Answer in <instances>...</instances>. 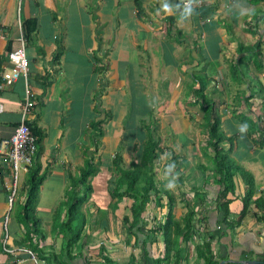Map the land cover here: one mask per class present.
Segmentation results:
<instances>
[{
	"label": "crops",
	"instance_id": "crops-1",
	"mask_svg": "<svg viewBox=\"0 0 264 264\" xmlns=\"http://www.w3.org/2000/svg\"><path fill=\"white\" fill-rule=\"evenodd\" d=\"M186 9L181 0H0V75L11 66L6 49L9 41L11 50L19 44L22 21H36L35 32L26 40L27 82L34 93V106L26 121L43 134L34 158L40 162V172L49 168L36 204L43 234L32 233L37 242L34 249L24 240L21 208L11 210L5 227L12 176L0 157V264H35L22 248H31L38 264L39 260L42 264H207L201 243L212 232L211 251L219 264L221 260L224 264L264 260V213L254 203L240 225L228 233L219 230L220 211L215 205L221 189L219 174L196 159L202 153L200 143L204 142V151L211 158L213 149L206 143L208 128L199 119L201 115L192 120V112L202 108L199 102L191 103L194 97L189 94L199 86L193 82V74L205 65L201 72L217 79V86L222 84L220 95L242 82L253 83L249 91L245 86L244 91L239 86L233 90L236 96L232 95L231 111L238 114L230 117L225 113L222 127L228 135L227 128L231 134L243 133L232 150L240 147L243 162H238L254 176L253 167L264 173L263 160L253 163L252 154L247 156L263 153L264 146L249 147L253 125L238 117L245 114L262 128L257 117L241 108L248 105L253 110L256 106L264 113V0H201L190 12ZM258 41L259 57L243 48ZM199 52L204 59H190ZM256 60L262 64L260 68ZM212 66L217 71H211ZM211 86L214 88L213 80ZM25 96L24 77L0 89V140L9 137L20 122ZM180 133L186 140L180 139ZM256 133L250 134L254 137ZM149 138L156 139L161 149L155 171L156 184L164 194L160 201L158 195L150 194L135 219L136 198L116 193L113 159L121 155L128 167ZM88 159L100 172L88 178L91 194L81 200L85 188L76 179ZM194 161L200 168L192 167L187 177ZM32 164L33 160L20 168L21 206ZM235 182L234 192L227 196L233 218L241 210L245 191L239 176ZM119 190L126 191L124 187ZM164 191L172 196L171 204ZM263 192L264 182L255 189L254 197ZM76 198L84 217L75 240L70 235L66 239L58 225L67 224L68 208ZM187 201L203 214L193 220L194 235L187 242L172 227L175 243L167 253L162 225L168 212L182 222Z\"/></svg>",
	"mask_w": 264,
	"mask_h": 264
},
{
	"label": "trees",
	"instance_id": "trees-1",
	"mask_svg": "<svg viewBox=\"0 0 264 264\" xmlns=\"http://www.w3.org/2000/svg\"><path fill=\"white\" fill-rule=\"evenodd\" d=\"M257 1V0H255ZM264 19V17H263ZM35 20L33 18L26 19L22 21V30H23V36L25 37V40L30 39L32 37V34L35 32ZM244 49L251 51L259 57L261 55V41H258L253 47H243ZM197 49V48H196ZM7 53L11 51V44L10 41L7 45L6 49ZM196 61H200L203 58L202 52L197 53L196 57H193ZM255 64L257 68H260L262 64L259 60L255 61ZM198 66V64L196 65ZM206 65L202 67V70H205ZM234 71L236 70L235 67ZM201 70V71H202ZM199 70H196V72L193 74V82L198 83L197 88H193L194 94V100L191 101V103H200L201 108L204 111V119L205 123L208 128V138L206 143L211 146L213 149V161L215 163V174H219V183L221 186V189L219 190V193L216 198V208L220 211V217L218 219V224L221 225L219 230H223V232L228 233L229 231L233 230L235 227L240 225L242 219L246 216V214L249 212L250 205L254 203V205L264 213V192L254 197L255 195V177L253 173L244 167L241 163H239L234 157L231 156V152L234 149L235 146V139L239 138L240 136H243V133H232L228 135L226 131H224L222 127L223 122V116L225 115L224 112H221L219 109L218 103L216 100L211 99L208 95V92L206 91L208 87L209 81L214 83V88L216 89L218 86L215 84L217 79H213V76L210 77L206 73H203ZM235 76V74H234ZM233 76V77H234ZM201 90V92H199ZM221 90V89H220ZM222 92V91H221ZM244 115V116H243ZM238 117L240 119L246 120L249 124H252L253 127H251V130L249 132L248 137L252 138V141L249 143V147L252 148L254 146L263 147L264 146V138H262L261 135H264L263 132H261V127L258 126V124L251 122V119L245 115V114H239ZM27 122V121H26ZM30 131L35 137L36 143L39 144L43 134L42 132L37 129L36 127L29 124ZM97 125H100V122H96ZM256 131L258 132L260 138L256 135L254 137L253 134H250L251 132ZM102 129H99L98 134L101 135ZM224 142H229V148L225 149L223 146ZM160 147L158 144V141L153 138H149L146 143L143 145V148L140 150V153L136 156H133V158L130 161V164L128 167H125L123 165V159L122 156H115L113 159V163L116 169V189L118 190L117 194H123L128 193L130 197H135L137 200V203L134 204L132 211L134 214L135 219L139 217L141 212L144 209L145 204L148 202L149 198L151 197L150 194L154 193L155 195H158L159 198L157 201H160L163 196V189H158L157 182H156V171H155V163L159 158V152ZM36 154L33 155V162L32 166L30 167L29 173H28V181L26 186V192H25V199L23 201V204L21 206V212L23 216V221L26 222L29 226V230H27V233L24 237L25 241H28L31 245L36 244L34 242V238L32 233L33 232H40L42 236V227L40 223V218L36 215V204L38 200V195L40 191L41 184L46 177L47 173L49 172V168H45L42 172H40V162L35 161ZM87 164L81 169V175L78 179H76V182L84 185L85 191L84 195L80 197L81 200H85L87 197V194H91L92 185L89 182V177L95 174V168L94 163L91 159H88L86 161ZM239 176L244 185H245V191L243 193V196L241 198L242 201V207L239 213L235 218L231 217L230 214V208L229 203L230 199L227 197L228 193H233L236 188V182L235 178ZM124 187V190H119L120 188ZM88 190V191H87ZM121 191V192H119ZM167 197L170 199V204L173 201L172 196L168 191H164ZM87 193V194H86ZM199 198V195H197ZM78 198V197H77ZM77 198L72 202L68 208V212L70 214L69 219L66 221L67 225L71 222H73L74 217H76L77 211L79 209V205L76 202ZM199 200H203L202 198H199ZM196 203V201H194ZM187 211L183 216V221L179 222L175 219H173V215L171 212H168L167 214V220L165 221L164 225H162L163 230L165 232L166 237V244L165 249L167 253H170V251L174 247L175 240L171 238V231L172 227H174L176 234L179 233L182 235L184 240L187 242L191 238L192 235H194V228H193V220L195 218H201L202 212H197L196 208L194 207V204L191 203V201H187ZM84 217V214H83ZM23 222V223H24ZM25 225V224H24ZM26 227V225H25ZM70 227V226H69ZM71 228V227H70ZM27 229V228H26ZM72 229V228H71ZM79 235V233H77ZM215 234L212 232L210 234V239L204 240V242L201 243L202 249H204L203 255L205 256L207 264H219V261L214 259V255L211 251V245L210 242L212 239H214ZM72 239L75 240V237ZM68 240V246L71 245V242ZM32 247V246H31ZM178 249V250H177ZM31 250V248H30ZM177 253H180V248H176ZM174 264H178L177 261ZM255 264H264V260L260 261Z\"/></svg>",
	"mask_w": 264,
	"mask_h": 264
},
{
	"label": "built area",
	"instance_id": "built-area-1",
	"mask_svg": "<svg viewBox=\"0 0 264 264\" xmlns=\"http://www.w3.org/2000/svg\"><path fill=\"white\" fill-rule=\"evenodd\" d=\"M181 2L184 7L190 8L194 4H200L201 0H181ZM19 25L21 27L20 23ZM8 59L11 62V66L0 75V89L8 87L16 82L18 78L24 77L26 83V96L22 105V118L20 122L15 126L13 133L9 137L0 140V157L7 163L12 176V181L9 185V207L5 215V227L10 212L13 209L14 197L17 193V186L19 183L20 168L22 166L31 165L33 155L37 149L35 137L31 133L29 125L26 122L28 114L34 106V93L28 88L29 57L27 54L26 40L22 33L19 37V44L8 53ZM22 249L32 256L35 264H38L32 250L27 248ZM6 251L13 252V249L6 248Z\"/></svg>",
	"mask_w": 264,
	"mask_h": 264
},
{
	"label": "rangeland",
	"instance_id": "rangeland-1",
	"mask_svg": "<svg viewBox=\"0 0 264 264\" xmlns=\"http://www.w3.org/2000/svg\"><path fill=\"white\" fill-rule=\"evenodd\" d=\"M253 14H256V11H253ZM256 18V17H255ZM190 59H192L193 61H194V59L193 58H190ZM194 68H196V65H194L193 66ZM198 67V66H197ZM210 70L211 71H217L216 69H215V67H210ZM207 71H208V69H207ZM212 73V72H211ZM220 74V73H219ZM235 83V82H234ZM210 84H211V81H209V83H208V87H207V89H206V91L208 92V95L209 96H211V97H209V98H211V99H214V100H216L217 101V103H218V106H219V109L220 110H222L224 113H227L228 112V114H229V116L230 117H232V116H236L237 114H238V112H236L237 110H235V109H232V111H231V107H232V95L233 96H236L235 95V92H233V90L234 89H236V88H238V86L240 87V89L242 90V91H244L242 88L245 86V88L247 89V87H248V91H249V89H253V83L252 82H250V84L247 86V83H244V82H242L240 85H238L237 87H235V88H233L231 91H229L227 94H223V95H220L221 94V91H222V88H223V86H222V84L219 86L218 85V87L215 89V88H213L212 86L210 87ZM217 84V83H216ZM243 86V87H242ZM210 87V88H209ZM221 89V90H220ZM238 90H239V88H238ZM246 90V91H247ZM199 92H201V90H199ZM189 94H191L193 97H194V94H196L195 92H192V89H191V92L189 93ZM258 95H256L255 97H257ZM189 98V97H188ZM195 98V97H194ZM255 99V98H254ZM254 99H253V101H254ZM255 101H256V103L258 104V102H257V100L255 99ZM225 106H227L226 108H224ZM252 107L251 106H248V105H245V108H241L242 110H244L243 112H246V114H248V113H252L253 114V116L256 118H258V120H259V122H261V124H262V128H261V132H262V130H264V113H261L260 112V109H259V107H256V106H254V109L252 110L251 109ZM196 109H197V107H196ZM224 109H226V110H228V111H224ZM191 110H192V108H191ZM250 110H252V111H254V113L252 112V111H250ZM235 112V113H234ZM194 115H192V120H195V119H197V118H199V115H201V117L199 118L200 120H202L203 122L205 121V119H204V116H203V110L201 109V111L199 110H197V111H193L192 112ZM149 115V114H148ZM150 115H153V114H150ZM229 117V118H230ZM153 122V121H152ZM153 125H155V123H153ZM225 129V128H224ZM206 130V132H207V129H205ZM227 130V132L228 133H230L231 134V132H230V130L227 128L226 129ZM264 133V132H263ZM256 135L258 136V132L256 133ZM255 135V136H256ZM180 139H184V140H186V138H184V136L180 133ZM264 137V136H263ZM229 143V142H228ZM228 143L227 142H224V147L225 148H228ZM204 142H202V143H200V150H201V156L199 155V154H197V157H196V159H197V161L198 162H202L203 164H204V166H206V168L208 169V168H210V167H212V168H214L215 169V163H214V161H213V158H211V155H206V153H205V151H204ZM239 144H241V142H239ZM241 153H242V151H241V149H240V147H236V149L233 151V152H231V156L232 157H234V159H236L237 161H239V162H243L242 160L240 161L239 160V158H240V155H241ZM252 154V157L254 158V159H252V160H250L251 162H253V163H256V161H257V159L258 158H260L261 160H263V162H264V152L262 153V152H260V151H257V152H255L254 154L252 153V152H250V154H248L247 156H249V155H251ZM202 156H204V158L205 159H203L202 158ZM250 158H251V156H249ZM248 157V158H249ZM172 165V163H169V166L170 167H172L171 166ZM199 167L200 168V166H198V163L197 162H195L194 161V164L190 167L191 168V170H190V172H189V174H187V177H190V173H192L193 172V170H192V167ZM156 170H158V167L156 166ZM253 170H254V174H255V184H256V188L257 187H259L263 182H264V173L263 172H261L260 170H259V168L258 167H253ZM95 171L98 173V172H100V170H99V168L98 167H96L95 168ZM104 173H106V171H104ZM185 176H186V174L184 175V178H185ZM186 180H189V178H185V181ZM20 181H21V179L19 180V183H18V186H17V193H16V195H15V197H14V203H13V209H14V207H15V210L16 211H19L20 210V208H21V205L19 204V202H20V198H21V196H22V194H23V191H22V189H21V187H20ZM187 182V181H186ZM81 196L82 195H84V192L82 191L81 192V194H80ZM90 195H88V197H89ZM87 197V198H88ZM82 204H80V206H81ZM79 206V209H78V211H77V214H74V215H76V217H74V221L73 222H71L70 224H69V226L72 228L71 229V231L70 232H67V230H66V226H67V224H64V225H58V226H60V228H61V230H62V234H64L65 232H66V234H65V238L66 239H68L69 237H68V235H70L71 236V238H73L74 237V234L76 233V232H78V230H80L79 228H81V222H82V218H83V209H81L82 208V206L80 207ZM14 210V211H15ZM262 216V215H261ZM24 222V221H23ZM24 224L26 225V233H27V230H29V226H28V224L26 223V222H24ZM68 227V226H67ZM70 227L68 228L69 230H70ZM26 233H25V235H26ZM49 232H47L46 234H48ZM39 234V233H38ZM34 249H36L37 248V246H36V244H33V245H31ZM65 250V249H64ZM39 263L40 264H42V262L39 260Z\"/></svg>",
	"mask_w": 264,
	"mask_h": 264
},
{
	"label": "water",
	"instance_id": "water-1",
	"mask_svg": "<svg viewBox=\"0 0 264 264\" xmlns=\"http://www.w3.org/2000/svg\"><path fill=\"white\" fill-rule=\"evenodd\" d=\"M243 262L246 263V264H255V263H258L259 261L258 260H254V259H247V260H244ZM224 263H225V260H221L220 261V264H224Z\"/></svg>",
	"mask_w": 264,
	"mask_h": 264
},
{
	"label": "clouds",
	"instance_id": "clouds-1",
	"mask_svg": "<svg viewBox=\"0 0 264 264\" xmlns=\"http://www.w3.org/2000/svg\"><path fill=\"white\" fill-rule=\"evenodd\" d=\"M164 7H165V8H168V5H167V4H165V5H164ZM190 11H191V9H190V8H189V9H186V12H190Z\"/></svg>",
	"mask_w": 264,
	"mask_h": 264
}]
</instances>
